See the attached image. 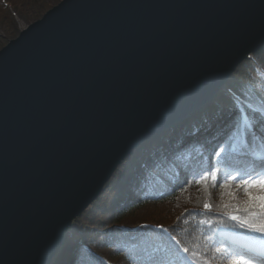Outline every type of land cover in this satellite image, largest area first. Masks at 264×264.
Wrapping results in <instances>:
<instances>
[{
    "label": "water",
    "instance_id": "obj_1",
    "mask_svg": "<svg viewBox=\"0 0 264 264\" xmlns=\"http://www.w3.org/2000/svg\"><path fill=\"white\" fill-rule=\"evenodd\" d=\"M264 46V0H63L0 43V264H52L151 137Z\"/></svg>",
    "mask_w": 264,
    "mask_h": 264
},
{
    "label": "trees",
    "instance_id": "obj_2",
    "mask_svg": "<svg viewBox=\"0 0 264 264\" xmlns=\"http://www.w3.org/2000/svg\"><path fill=\"white\" fill-rule=\"evenodd\" d=\"M256 78L261 87L250 89ZM262 166L264 46L210 106L149 138L123 161L74 221L52 264H231L225 257L232 252L264 262V235L231 218L259 212L248 207L247 195L259 192L258 182L245 191L242 178ZM222 230L257 245L230 241Z\"/></svg>",
    "mask_w": 264,
    "mask_h": 264
},
{
    "label": "rangeland",
    "instance_id": "obj_3",
    "mask_svg": "<svg viewBox=\"0 0 264 264\" xmlns=\"http://www.w3.org/2000/svg\"><path fill=\"white\" fill-rule=\"evenodd\" d=\"M10 1L15 2L11 4ZM63 0H0V43L8 36L14 35V29L25 30L34 22L40 20L49 7L58 5ZM250 89L261 87L260 81L256 78L249 84ZM221 235H225L230 241L241 244L247 243L256 246V242L222 230ZM264 252V247L260 248ZM260 263H264L261 261Z\"/></svg>",
    "mask_w": 264,
    "mask_h": 264
},
{
    "label": "snow or ice",
    "instance_id": "obj_4",
    "mask_svg": "<svg viewBox=\"0 0 264 264\" xmlns=\"http://www.w3.org/2000/svg\"><path fill=\"white\" fill-rule=\"evenodd\" d=\"M245 177L246 178H242V183L246 186L245 191H247L248 188L256 187L258 182L259 192L247 191V195L249 197L248 207L258 208L259 212L251 213V218H240L236 215H232L231 218L233 220H239L240 227H245L249 231L264 235V170H253V172L246 173ZM213 179H215V174H213ZM232 179H235V177H232ZM204 207L209 208V205L205 204ZM184 251L188 252L189 250L185 248ZM225 259H229L231 264H253L254 260V258L242 252L229 253ZM204 264H211V261L205 260Z\"/></svg>",
    "mask_w": 264,
    "mask_h": 264
}]
</instances>
